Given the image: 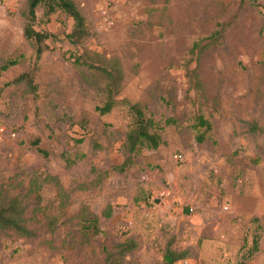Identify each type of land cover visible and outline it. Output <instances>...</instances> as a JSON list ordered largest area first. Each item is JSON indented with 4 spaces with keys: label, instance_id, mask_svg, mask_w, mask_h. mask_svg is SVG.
<instances>
[{
    "label": "rangeland",
    "instance_id": "374dc122",
    "mask_svg": "<svg viewBox=\"0 0 264 264\" xmlns=\"http://www.w3.org/2000/svg\"><path fill=\"white\" fill-rule=\"evenodd\" d=\"M73 1L90 36L41 5L37 56L0 0V204L33 233L0 229V264H264V0Z\"/></svg>",
    "mask_w": 264,
    "mask_h": 264
},
{
    "label": "trees",
    "instance_id": "16d2710c",
    "mask_svg": "<svg viewBox=\"0 0 264 264\" xmlns=\"http://www.w3.org/2000/svg\"><path fill=\"white\" fill-rule=\"evenodd\" d=\"M26 3L27 24L24 30V36L27 40L33 42L36 45L37 56H39L42 52L40 48L41 43L46 38H48L47 34L37 32L33 28L35 11L41 5L47 6V13L60 10L72 20L73 24L71 32L67 36L70 39L71 43H80L83 39L90 36L85 18L73 0H26ZM104 71L107 75V84L109 87H111L112 81L115 78V70H112L111 72H107L106 70ZM113 104L114 103L112 102V99H110L105 102L103 106L97 107V111L100 115L108 114L113 109ZM130 110L132 115L134 116V123L132 130L127 135L128 151L132 153L138 146H143L150 150L157 149L161 144V138L157 133H153L150 131L155 126L154 122H152V120L150 119L145 118L144 113L141 111L138 104L131 105ZM202 125H206L207 127H209L208 123H203ZM197 140L201 142L202 137H197ZM119 169L123 170V167H120ZM16 207V200H11L5 204H0V229H12L16 233L25 237L33 236V233L25 226H23V220L19 216L16 218L14 217V215L18 214ZM256 250L257 248L255 246V251ZM183 255L184 254L177 253L172 250L170 246H167L163 255V264H175L178 260L183 258ZM106 260L107 264H112L109 254L107 255ZM240 264L245 263L242 262Z\"/></svg>",
    "mask_w": 264,
    "mask_h": 264
}]
</instances>
